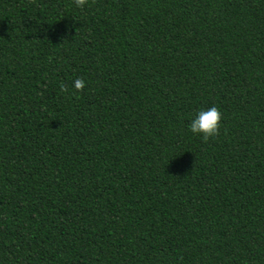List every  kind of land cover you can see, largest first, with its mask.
<instances>
[{"label": "trees", "instance_id": "obj_1", "mask_svg": "<svg viewBox=\"0 0 264 264\" xmlns=\"http://www.w3.org/2000/svg\"><path fill=\"white\" fill-rule=\"evenodd\" d=\"M0 264H264V0H0Z\"/></svg>", "mask_w": 264, "mask_h": 264}, {"label": "clouds", "instance_id": "obj_2", "mask_svg": "<svg viewBox=\"0 0 264 264\" xmlns=\"http://www.w3.org/2000/svg\"><path fill=\"white\" fill-rule=\"evenodd\" d=\"M88 0H73L76 8H83L87 5ZM84 87V81L76 79L73 82V88L80 90ZM221 113L217 107L212 106L206 110L198 111L188 125L189 131L194 136H199L202 141H207L214 137L219 130Z\"/></svg>", "mask_w": 264, "mask_h": 264}]
</instances>
